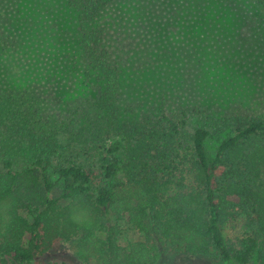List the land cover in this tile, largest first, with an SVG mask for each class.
Segmentation results:
<instances>
[{
  "label": "trees",
  "instance_id": "obj_1",
  "mask_svg": "<svg viewBox=\"0 0 264 264\" xmlns=\"http://www.w3.org/2000/svg\"><path fill=\"white\" fill-rule=\"evenodd\" d=\"M112 1L68 2L87 88L80 97L54 113L30 92L0 97V130L32 155L21 169L2 161L0 263L37 264L72 241L81 261L96 264H157L170 254L264 264V117L192 126L190 116L206 110L123 112L97 24ZM251 3L264 14V0ZM212 131L224 136L210 157ZM124 227L137 235L127 246Z\"/></svg>",
  "mask_w": 264,
  "mask_h": 264
},
{
  "label": "rangeland",
  "instance_id": "obj_2",
  "mask_svg": "<svg viewBox=\"0 0 264 264\" xmlns=\"http://www.w3.org/2000/svg\"><path fill=\"white\" fill-rule=\"evenodd\" d=\"M68 2L0 0V97L30 92L54 113L87 89ZM97 24L119 71V106L126 114L160 106L171 114L206 110V118L190 116L192 126L235 113L264 117V14L251 0H113ZM222 136L212 131L206 140L210 157ZM4 160L21 169L32 155L0 130V171ZM60 194L57 181L52 197ZM136 239L123 228L122 246ZM36 262L96 264L81 261L72 241L55 243ZM157 264L223 263L170 254Z\"/></svg>",
  "mask_w": 264,
  "mask_h": 264
},
{
  "label": "flooded vegetation",
  "instance_id": "obj_3",
  "mask_svg": "<svg viewBox=\"0 0 264 264\" xmlns=\"http://www.w3.org/2000/svg\"><path fill=\"white\" fill-rule=\"evenodd\" d=\"M52 264H53V262H52Z\"/></svg>",
  "mask_w": 264,
  "mask_h": 264
}]
</instances>
